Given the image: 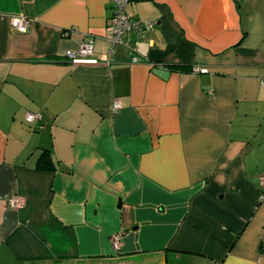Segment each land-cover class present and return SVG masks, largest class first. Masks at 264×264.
Returning <instances> with one entry per match:
<instances>
[{
  "label": "crops",
  "instance_id": "crops-1",
  "mask_svg": "<svg viewBox=\"0 0 264 264\" xmlns=\"http://www.w3.org/2000/svg\"><path fill=\"white\" fill-rule=\"evenodd\" d=\"M126 12L0 0V264H264V0Z\"/></svg>",
  "mask_w": 264,
  "mask_h": 264
},
{
  "label": "built area",
  "instance_id": "built-area-1",
  "mask_svg": "<svg viewBox=\"0 0 264 264\" xmlns=\"http://www.w3.org/2000/svg\"><path fill=\"white\" fill-rule=\"evenodd\" d=\"M112 7V15L110 18V29H109V41L114 46L117 44L125 43L127 40V34H129L133 29H146L152 30L157 24V20L142 21L139 19H132L126 12V6L129 0H109ZM12 26L17 29L19 32H26L29 24L28 19L23 16H14L11 20ZM94 42L92 40L85 41L80 46L77 52L68 51L67 56L73 60V62L85 61V57L94 54ZM92 62H96V59H91ZM136 60V59H134ZM201 67H196V71H202ZM264 85V80L262 81ZM116 109L120 108V103H115ZM40 117L39 114L29 112L27 114V121L34 122ZM260 183L264 185V176H260ZM11 203L18 207L21 206L24 202L23 200L14 195L11 198ZM120 240L118 236L113 237V245L115 248H118Z\"/></svg>",
  "mask_w": 264,
  "mask_h": 264
},
{
  "label": "trees",
  "instance_id": "trees-1",
  "mask_svg": "<svg viewBox=\"0 0 264 264\" xmlns=\"http://www.w3.org/2000/svg\"><path fill=\"white\" fill-rule=\"evenodd\" d=\"M30 123H31V122H30ZM45 156H46L45 154L42 155V157H41V161H44V160H45ZM43 165H44V164H43ZM43 165H42V166H43ZM44 166H45V165H44Z\"/></svg>",
  "mask_w": 264,
  "mask_h": 264
}]
</instances>
